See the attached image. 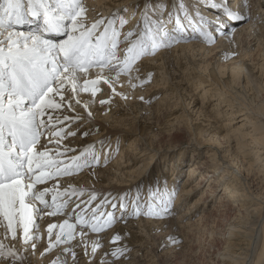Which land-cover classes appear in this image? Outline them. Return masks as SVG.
Listing matches in <instances>:
<instances>
[{"label": "snow or ice", "instance_id": "obj_1", "mask_svg": "<svg viewBox=\"0 0 264 264\" xmlns=\"http://www.w3.org/2000/svg\"><path fill=\"white\" fill-rule=\"evenodd\" d=\"M234 2L206 0L212 9L222 12L211 29L213 21L202 14L199 0H177L174 9L165 0H149L135 27L125 31L129 19L122 12L126 14L127 8L109 17L89 20L85 0H0V228L3 237L10 240L6 244L0 238V264H31L25 253H34L37 240L44 238L39 233L38 220L58 213L67 218L60 224H48V244L42 255L60 248V255L50 264H78L75 247L80 246L85 255L92 257L88 264H96V252L102 245L94 241L89 253L83 242L84 229L104 231L113 225L115 215L100 209L119 206L127 211L129 204L117 197L115 202L105 198L92 206L91 202L97 200L94 192H89L86 201L73 202L72 197L83 196L84 189L70 185L62 192L58 190L57 178L102 162L95 144L83 148L78 155H68L75 150L62 141L76 135L72 125L78 126L85 117L69 116L65 110L75 111L72 101L81 104L78 97L82 92L95 97L101 82L109 85L113 96L128 99L116 91L114 84L121 74L130 76L138 70L135 66L141 58L170 48L189 35L208 44L218 37L231 39L235 29L224 30L230 22L252 19L247 12L248 0H242L241 10L230 7ZM24 26H28L27 31L21 30ZM144 83L147 80L140 81ZM129 84L137 87L131 79ZM111 100L109 97L100 103L110 104ZM83 107L87 110L90 105L85 102ZM92 115L87 111L86 118ZM96 130H84L81 135L86 138ZM99 144L102 150L104 141ZM108 159L105 156L103 162L106 164ZM50 180H55L56 185L42 190L37 187ZM49 193L50 201L46 199ZM174 197L175 192L168 190L163 196L152 193L145 201L137 193L130 202L132 215L163 218L170 214ZM70 203H74L71 212ZM73 219L76 223L70 222ZM77 235L80 242L72 245ZM121 239L117 234L112 243ZM167 240L171 245L179 243L174 236ZM127 251L126 247H116L104 256L119 259ZM61 256L65 258L61 260ZM99 264L112 262L101 259Z\"/></svg>", "mask_w": 264, "mask_h": 264}, {"label": "bare ground", "instance_id": "obj_2", "mask_svg": "<svg viewBox=\"0 0 264 264\" xmlns=\"http://www.w3.org/2000/svg\"><path fill=\"white\" fill-rule=\"evenodd\" d=\"M201 1L203 2H200L199 0L202 14L212 20L213 23L217 16H222V13L219 14L217 12H213V9L205 8L207 6L210 7L206 3V0ZM100 2H102V0H87L85 2L88 9L87 15L89 20H95L97 18L99 19L100 17H109L114 12L118 10H121L122 12L123 9L127 8L129 11L127 12L126 18L131 17L129 24L126 25L124 29L125 31H127L130 28L135 27L137 22L140 20V12L142 11L144 4L146 2H149V0H106V2L98 5ZM169 2V8L174 9L177 0H169ZM263 2L264 0H248L247 12L251 15L253 20L255 18H261L264 16L258 14L260 9L262 8L261 4ZM241 3L242 0H235L234 3L230 4V7H232L234 10H241ZM191 6L192 4L190 3V7ZM101 10H103L102 15H100L99 13ZM234 23L235 21L230 22V24L224 30L228 31L229 26ZM213 25H215V23ZM255 25L257 24L251 22H248V24L246 23L244 25L241 24L239 26L234 25L236 29L234 36L231 39L226 37H218L214 43L208 44L201 38L194 37L191 41L181 43L179 42L178 45L176 44L171 46L170 48L162 49L156 56L149 55L143 57L144 59L138 62L135 66L138 70H134L130 74V76L122 73L119 81L114 82L116 91L118 93L127 95L128 99H124L120 95L113 96L110 88L106 89L109 85L101 82L103 86H99L100 91L95 95V97L92 96V101L95 100V104L99 106V104L101 105V100H107L109 97H117L116 100H111L110 106L100 107L104 109L105 112L102 110L96 111L97 113H99V115H96L99 118L92 117L91 119H87L86 112V114L83 115L85 117L83 122H81L78 126L72 125V130L76 131V135L69 136L62 141L63 145H66L68 148L75 150L74 152H69L68 155H78L79 151L83 148L87 147L88 145L95 144L97 149L101 152L102 162L100 163L101 165L99 164L94 165L92 168H85L82 171L76 172L71 176L57 178L59 180L58 190L62 192L63 189L68 188L70 185L77 189H84L85 191L83 196L72 197L73 202H76L78 200L86 201L88 200L89 192H94L97 195V200L91 202L92 206L101 204L105 198L115 202V198L117 197L120 201L129 204L127 211L123 210L119 206L115 209L111 208L110 206L106 207L108 209L107 212L118 210L116 213L114 212L115 222L113 223L114 225L111 228H106L107 230H104L100 233H93L90 229H84L86 235L84 236L83 242L88 245L89 253L91 252V245L94 241L99 240L102 245V247L96 252V258L98 259L97 264H99V261L105 257V252L110 253L116 247H126L127 249H129L130 246H133L134 242H137V238L142 237L138 234L137 231H135L136 229H145L146 232L148 231L151 235L152 232L157 233L158 231L165 232L172 230L176 231V229L178 230V227L185 225L183 222L184 218L196 213L197 211H202L204 208H206L209 202L216 199V192L221 186L224 187L225 191L221 197V201L217 202L219 204L215 207L216 209L214 208L216 214L222 211L229 212V210L235 208V205L239 209L238 222L236 223V225L230 226V228L226 230L227 233H229L228 242L232 250L228 254L224 255L223 261H225V264H247L248 257L251 255V252H253V249H256L254 242L258 235L260 238L261 248L257 251L255 250L254 253L257 254L256 261L257 258L264 259V200H261V198L264 199V195L260 196L262 195V192L260 195L257 192V196L253 194L250 191V185H248L247 183V177L254 176V179L252 181L254 182L255 179L260 178L261 184H263L261 186L264 187V108H259L244 103L243 100H240L238 95L235 94L237 93V89L248 88L251 72L249 71L250 68H248L247 64H245L243 61L248 57V55H240L237 58H233V61L230 65H217L209 59V57L213 55H215L214 58L216 59L223 58L226 52L229 53L231 51L243 29L246 30V28H250ZM257 27L259 29L257 35L259 36L260 34H264V24H260ZM21 30L27 31L28 26H24ZM190 36L191 35L187 36L186 38ZM183 40L185 41V38ZM123 47L124 46H122V48ZM261 51L263 52L262 55L264 56V49H262ZM121 53L123 55V52ZM200 59L204 60V62L202 61L203 63L207 62L208 64L203 65L202 63L201 65H198L197 68L193 67V65ZM175 68L178 72H180V75L184 74L187 70H198L199 75L196 76V79L191 80L190 82L189 88L191 90H189V88H186V97H192L191 100H193V98H196L197 94H199L201 99L199 101L200 106L198 110L201 114L208 116L209 118H213V113H216L217 116H220L222 113H229L228 122H219V124H214V126L212 124L213 129H206L207 125H202L196 131V134L201 137V140L198 141V146L201 150H198V153L199 155H203L204 151L208 150L207 154L210 159L209 161L213 163V169L205 171L204 161L193 163L191 162L192 164L188 166V171L186 174L188 177L185 183H183L182 189L181 191H179L177 200L175 202L177 206H174V209L172 208L173 210L170 211V214L163 218H154L140 215L141 218L136 220L135 218H137L138 216L132 215L130 202L133 200L134 196L137 193H139V195L141 194V191H138L142 189V186H140V183H138V181L145 178L146 182H149L147 180L148 178H146V174L148 172V168L152 166L157 158L156 154L152 152L150 153L149 151L152 150L153 152H155L157 149L161 148H154L153 146H151L150 148L149 144L154 141H145V139L149 138L147 137L149 136V132L147 130H144L143 126L140 127V125L135 133L131 128L125 126L128 119L124 118L128 117L129 115L138 116L139 114H141V118L143 117L142 111L148 109L146 103L139 101L141 97L140 95L143 93V88H140L138 86L141 85V80H147L148 82L149 80L147 78L149 75L151 76V79L153 81L155 79L156 80L154 82L152 81L153 83L150 86L149 84L145 83L143 85H146L147 88L155 89L156 86H158L157 93H162L163 98H165V93L169 90L177 92V86L176 88L172 89V87L169 86L170 82H157L158 77H164V71H166V75H168L169 80L172 79V74ZM94 71L95 70H93V72ZM105 74L111 75L113 77L115 76V73ZM89 78H94V75L90 76ZM129 79H131V82L135 83L137 87L132 88L129 84ZM242 79L245 82H243ZM181 81L182 80H180L179 82ZM171 84L173 85L174 83ZM105 90H108V92L106 94H103ZM130 91L131 95H129ZM251 91L252 89L249 93H251ZM79 96V99H82L84 97L83 95ZM142 96L144 97L143 101H145L148 98L151 99L154 95L143 93ZM168 96L172 95L168 94ZM173 96L177 97L179 96V94ZM132 99H135V101H130ZM182 100H184L185 102L187 101L185 99V95L184 97H182ZM72 104L75 110L74 112L71 110H65V113L69 116L79 114L76 110L82 109L78 108L79 105L82 106V104H76L75 100L72 101ZM122 105H124V107ZM207 105L208 107H206ZM260 105L258 104L257 106ZM204 108L211 109L209 112H206L204 111ZM86 111H88V109ZM209 114L211 116H209ZM118 115H121L123 118H116ZM109 116L113 118L111 119L109 118ZM240 116H242V119L240 120L241 122L246 121L254 123L252 124V127H254V136L252 139L253 143L248 142L249 145L252 144V147L247 148L246 150H241L240 147L237 148V145L233 144V142L235 141H233L234 137L232 134H237L239 129H232L233 126L231 127V125H233L235 119L240 118ZM110 120H113L116 125L114 124V122H109ZM108 124L113 127H109ZM92 129L98 130L92 131L91 135L86 138L81 135L82 131ZM205 134H209V136L205 138L202 137L206 136ZM250 134L251 133L248 134V138H251ZM135 135L136 138H134ZM243 136L245 135H241V137ZM223 139L227 144H229V147H226L224 143H222ZM101 140L104 141L102 150L99 144V141ZM121 142H123V147L120 146V151H118L119 154L117 153V158L111 164H109V166L103 167L104 157H109L110 152L112 155L115 151V147L117 151L119 143ZM141 143H144L143 147ZM146 146L147 150L142 151V148L144 149V147ZM139 147L142 148L138 149ZM242 153H244V155H242ZM245 157H249L247 163H244V159H246ZM141 160H143L144 162L143 170H130L132 168V162H141ZM180 165L182 167V164ZM181 167L178 173L174 172V174H172L171 181H169L168 185L165 184V186L164 183H162V188L158 190L161 192V194H159L158 192L159 196L165 195L168 190H173L174 192L176 191L177 184H179V180L177 179H179L181 172H183V168L181 169ZM233 169H238V173H240L242 176H239V174H236L235 176V171L234 173H231V170ZM118 171H122L123 175H120ZM110 174H118L116 176H121L123 178V182L117 183L115 179L109 180ZM196 176L199 177V181L194 185L193 180L196 178ZM213 183L214 186L211 185ZM54 185H56V181L51 180L47 181L44 185H38L37 187L42 190L43 187H53ZM164 187H166V189ZM201 190H203L201 195L194 198L193 196L200 193ZM156 191V189H154L153 191V188L147 187L143 194L145 196V199L143 200L147 201L150 195L152 193H156ZM143 195H140L141 198ZM51 196L52 193H49L46 199H49L50 201ZM190 202L193 203L191 204ZM185 204H190V207L187 211L182 212L180 208ZM73 207L74 203H70L68 206V211L71 212ZM103 210L104 208L100 209L101 212ZM41 218L44 225V227L42 228L44 231V235L41 232L45 240L43 247H46L48 244V224H60L65 218H67V216L63 213H60L55 217L42 216ZM204 218H206L205 214H200V217L197 221L198 224L202 223ZM70 222L76 223L74 219ZM79 231L80 226L78 225L77 232ZM54 232H58V229H55ZM117 234H119L122 239L113 244V237ZM0 236L4 239V242L6 244L10 242L9 238L3 237L2 228H0ZM74 242L76 243V245H78V243L80 242L79 235H77ZM136 245L137 244H135V246ZM78 247L79 249L75 251L77 253V257L81 258V253L83 252V250L80 246ZM57 251L60 252V248H57L56 252ZM86 256L88 257V259H90L89 257H91L89 255ZM79 258L77 259L79 260ZM106 258V261L108 262L115 260L110 255ZM134 260L125 261L124 259H116L114 261V264H130ZM131 264H142V262H134ZM257 264H259V260Z\"/></svg>", "mask_w": 264, "mask_h": 264}, {"label": "rangeland", "instance_id": "obj_3", "mask_svg": "<svg viewBox=\"0 0 264 264\" xmlns=\"http://www.w3.org/2000/svg\"><path fill=\"white\" fill-rule=\"evenodd\" d=\"M86 1L87 0H85V2ZM166 1H167V4L169 5L170 4L169 0H165V2ZM104 2H106V0H102V2H100L98 5H101V3H104ZM200 2H203V1L200 0ZM261 5H262V8L258 12V14L264 15V2ZM205 8L212 9L208 6ZM213 12H217L219 14L222 13L218 9H213ZM99 13L100 15H102L103 10H101ZM122 14L127 16V13L125 14L122 12ZM130 18L131 17H128L129 21H130ZM262 21H264V16L261 18H255L254 20L251 19L247 21H235L234 24L229 26L228 31L232 28L236 29L234 25H238V26L241 24L244 25L246 23L248 24V22L256 23L257 25L250 27V28H246V30L243 29L242 33L238 36L237 42L234 44L231 51L229 53L226 52L223 58L216 59L214 58L215 55L209 57V59L213 63H216L217 65H220V64L230 65L231 62L233 61V58H237L240 55L242 56L248 55V57L243 60L244 63L247 64L248 68H250L249 71L251 72V77L249 78L248 88L247 89H242V88L237 89L236 90L237 93L235 94H237L239 99L243 100L244 103H247L249 105L259 107V108H264L263 107L264 106V56L262 55L263 52L261 51L262 49H264V34H260L259 36L257 35V33L259 32V29L257 26L260 24H264V22ZM213 24L211 25V29L215 27V25ZM193 38H194L193 36H190L188 38H185V41L182 39L180 40V43L191 41L193 40ZM159 52L160 51H158L155 54V56ZM233 53H235V55H233ZM143 59L144 58H141L139 61H137V63ZM202 61L204 62V60L200 59L197 63L194 64L195 66L193 65V67L197 68L198 65H201L203 63ZM205 64H208V63L207 62L203 63V65ZM176 71L177 69L175 68L172 74V79L170 80L168 78V75H166L167 74L166 71H164V77H158L157 82L159 83L170 82L169 86H171L172 89L176 88L177 86L176 88V90H178L177 92L169 90L165 93L166 94L164 96L165 98H163L162 93H157L158 86H156V89H155V88H147L146 85H139L138 87L143 88V93L152 94L154 96L151 99L148 98L149 100L147 99L145 101L139 99L140 102L146 103V106L148 107V109H145L142 111L143 117L140 118L141 114H139L138 116L129 115L128 117L124 118V119H128L126 121L125 126L128 128H131L132 131H134L135 133L140 125H141L140 127L143 126L144 130H147L149 132V136H147L149 138L145 139V141H150V140L154 141L149 144L150 148L151 146H153L154 148H161V149H157L155 152H153L152 150L149 151L150 153L152 152L156 154L157 158L155 162L152 164V166L148 168L146 178H148L147 180L149 182L147 183L145 178L138 181V183H140V186H142L141 187L142 189L138 191V192L141 191L140 195L144 194L147 187L153 188V191L154 189H156L157 195L161 194V192L158 190L162 188V183H164V185L165 184L168 185L169 181H171L172 174H174V172L178 173L181 167L180 164H182L181 169L183 168V172H181L179 179H177L179 180V184H177V187L175 186L176 191H175L174 203L170 211L174 209V206H177L175 202L177 200L179 191H181L182 189L183 183H185L188 177L186 175L188 171V166H190L193 162H201V161L203 162L204 161L205 171H209L213 169L212 167L213 163L209 161L210 159L207 154L208 150H205L203 155H199L198 153V150H201L200 147L198 146V141L201 140V137H199L196 134V131L202 125H207L206 129L208 128L213 129L212 124L214 126V124H219V122L226 123L228 122V115H229V113L228 114L222 113L220 116H217L216 113H213L214 117L209 118L208 116L201 114L200 111L198 110L200 106L199 101L201 99L200 95L197 94V97L193 98V100H191L192 97H189V96L186 97V88L187 89L189 88L191 80H194L197 78L196 76L199 75L198 70L196 69H191L189 71L187 70L184 74H181V75H180V72L178 71L176 72ZM180 80L182 81L179 82ZM152 81L153 80L151 79L145 84H149L150 86L154 82ZM242 81L245 82L243 79ZM171 83H174V84L172 85ZM99 86H103L102 83H100L98 87ZM109 88L110 87L108 86L106 89H109ZM251 89L252 91L251 93H249ZM189 90L191 89L189 88ZM107 92L108 90H105L103 94H106ZM142 94L140 96H142ZM168 94L172 96H168ZM176 94H179V96L174 97L173 95H176ZM80 95L84 96L82 99H80L82 102L81 103L82 106L79 105V107L78 106L77 107L82 108V109H77L76 111L81 116H83L87 112L83 107V104L85 102L89 103L90 107L88 111H91L93 114L92 117H95V118H99L96 116V115H99V113H97L96 111L98 110L104 111V109L100 107L110 106V104H107V105L99 104V106H97V104H95L96 103L95 100L92 101L93 97L91 93L82 92L80 93ZM129 95H131V91ZM184 95H185V99L187 100L186 102L182 100V97H184ZM78 98H80V96ZM116 98L117 97L112 96V100H116ZM130 101H135V99H132ZM256 104L257 105L261 104L260 106L262 107L257 106ZM122 106L124 107V105ZM206 107H208V105ZM210 109L204 108V111L209 112ZM209 116L211 115L209 114ZM119 117H122V116L118 115L116 118H119ZM109 118L112 119L113 117L109 116ZM241 119H242V116H240V118L238 119H235L234 124L231 125V127L233 126L232 129L234 128L239 129L237 134L236 133L232 134L233 137L235 138V139L233 138V141H235L233 142V144H236L237 148L240 147L241 150H246L247 148L252 147V144H250L251 145L250 146L248 142L253 143L252 139L254 136V132H253L254 127H252L253 126L252 124L254 123H250L246 121L241 122L240 121ZM109 122H114V121L110 120ZM114 124L116 125L115 122ZM109 127H113V126L109 125ZM239 127H242V128H239ZM249 133H251L250 134L251 138H248ZM205 135L206 136H202V137L205 138L209 136V134L208 135L205 134ZM241 135H245V136L241 137ZM134 138H136V135L134 136ZM222 143H224L226 147L227 146L229 147V144H227L226 141H224V139L222 140ZM143 144H142V147H143ZM120 146L123 147V142L119 143V147L117 148L118 149L117 151H116V147L114 146L115 147L114 153L111 155V152H110L111 156L109 155V159L107 160L106 164L105 163L103 164V167L109 166V164H111L117 158V155L119 154L118 151H120ZM142 147H139L138 149ZM146 150H147V146L144 147V149L142 148V151H146ZM242 155H244V153H242ZM245 158L246 159H244V163H247V161L249 160V157H245ZM143 165H144L143 160H141V162L140 161L135 162V163L132 162L133 169L131 168L130 170L135 169L136 171L138 170L141 171L144 169ZM234 171H235V174H234L235 176L236 174H239V176H242L240 173H238V169L231 170V173L232 172L234 173ZM118 173L120 175H123L122 171H118ZM153 173L154 174L156 173V174L154 175ZM116 175L118 174H110L109 180L115 179L117 183L123 182V178L121 176H116ZM253 179H254V176L247 177V183L248 185H250V191L256 196H257L256 194L257 192L259 195L262 192V195L260 196H263L264 187L261 186L263 184H261L260 178L255 179L254 182L252 181ZM198 181H199V177L196 176V178L193 180V184L195 185L196 183H198ZM211 185L214 186V183ZM164 188L166 189V187ZM202 191L203 190H201L200 193L194 195L193 197L196 198L200 196ZM224 191H225L224 187L222 186L219 187V189L216 192L217 193L216 199L209 202L206 208H204L202 211L200 210L194 214H191V215L189 214L191 217L188 216L184 218L183 220L185 225L180 226L181 228L178 227L179 229L178 230L176 229V231L175 230L165 231V232L158 231L157 233L152 232V235H151L149 234L148 231L146 232L145 229H142V228H139L136 230L134 229L142 237H138L137 242H134V245L130 246L128 251L125 252L124 254L125 256L123 255L119 259H124L125 261H129V260L131 261L135 259L131 263L142 262V264H225V261H223L224 255L228 254L232 250L228 242L229 233H227L226 230H228L230 226L236 225V223L238 222V210L239 209L235 205L234 206L235 208H232L231 210H229V212L222 211L216 214L215 207L219 204L217 202L221 201V197L224 194ZM142 199H145L144 195L142 196ZM261 200H264V199L261 198ZM189 207H190V204H185L183 205V207L180 208V210L184 212V211H187ZM117 211L112 210V212H115V213ZM203 213L205 214L206 218L203 219L202 223L198 224L197 222L198 218L200 217V214L202 215ZM139 218H141V216H138L135 219L138 220ZM263 221H264V218H263ZM38 225H39V229H38L39 233L41 234L42 232V234L44 235L43 233L44 231L42 229L44 227L42 218L38 220ZM169 236H174L179 241V243L176 245H171L167 240V237ZM43 240L44 238L37 240V249L35 250L34 253H25V255L28 256V259L31 261V264H50L51 260L55 259L57 255H60L59 251L56 252L57 248L53 249L52 252L48 254L42 255L43 250L45 248L43 247L45 240L44 241ZM71 244L76 245L74 240L71 242ZM135 244L137 245L135 246ZM254 245L256 247L255 249L256 251L261 248L259 235L255 239ZM19 246H20L19 244H16V247H19ZM78 249L79 247L76 246L75 250H78ZM255 250L253 249V252H251V255L248 257L247 264H254V263L257 264L258 260H259V264L264 263L263 258L262 259L257 258V261H256L257 254L254 253ZM64 258H65L64 256H61V260H63ZM89 258L90 259H88V257L84 254V251H83L81 253V258H79V260L77 259L78 264H88L89 260L92 259L91 257ZM104 258L105 260H107L106 257ZM68 259L71 261V257ZM115 260L111 261L112 264H114ZM97 261L98 259L96 258V264H97Z\"/></svg>", "mask_w": 264, "mask_h": 264}]
</instances>
